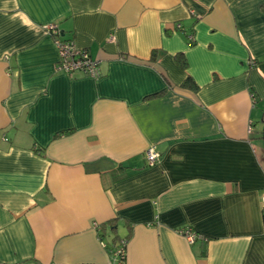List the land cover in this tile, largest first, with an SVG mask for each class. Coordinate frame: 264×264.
I'll return each mask as SVG.
<instances>
[{"label":"crops","instance_id":"1","mask_svg":"<svg viewBox=\"0 0 264 264\" xmlns=\"http://www.w3.org/2000/svg\"><path fill=\"white\" fill-rule=\"evenodd\" d=\"M262 209L264 0H0V264H264Z\"/></svg>","mask_w":264,"mask_h":264},{"label":"built area","instance_id":"2","mask_svg":"<svg viewBox=\"0 0 264 264\" xmlns=\"http://www.w3.org/2000/svg\"><path fill=\"white\" fill-rule=\"evenodd\" d=\"M180 27V26H178ZM49 36L58 52V62L56 69L71 75L77 72L84 73L92 79L101 77L100 62L91 58L88 50L78 48L72 40H64L59 36V30L55 24H50L46 27ZM192 40V36H189ZM148 166H153L159 161V154L154 148L147 149L145 153ZM190 243H193L197 235L190 230L180 232ZM114 257L118 264H124L125 249L121 247L114 251Z\"/></svg>","mask_w":264,"mask_h":264},{"label":"trees","instance_id":"3","mask_svg":"<svg viewBox=\"0 0 264 264\" xmlns=\"http://www.w3.org/2000/svg\"><path fill=\"white\" fill-rule=\"evenodd\" d=\"M59 36L62 39H64V40H72V39H65V38H63V34L61 32H59ZM176 61L179 64V66H180V68L182 70H185L186 69L187 64H186V61H185L183 55H177L176 56ZM182 87L183 88H186V89L193 90V91H196L198 89L197 85L195 84V82L192 80L191 77H186V79L184 80V82L182 84ZM262 217H264V209H262ZM110 228H111V230L112 229L115 230L114 222H112ZM200 239H202V238H200ZM116 241H118V242H116V245H112L111 246V248H112L111 251L114 252L116 249H118V248L120 249L121 247H123V249L126 248V245H127V242H128V239L127 238H122V239H119V240H116Z\"/></svg>","mask_w":264,"mask_h":264}]
</instances>
